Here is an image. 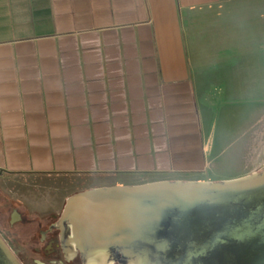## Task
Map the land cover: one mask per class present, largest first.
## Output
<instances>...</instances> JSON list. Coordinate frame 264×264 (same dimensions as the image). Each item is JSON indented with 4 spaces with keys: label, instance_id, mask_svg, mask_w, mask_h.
Segmentation results:
<instances>
[{
    "label": "crops",
    "instance_id": "crops-1",
    "mask_svg": "<svg viewBox=\"0 0 264 264\" xmlns=\"http://www.w3.org/2000/svg\"><path fill=\"white\" fill-rule=\"evenodd\" d=\"M259 91L264 0H0V200L19 176L39 178L19 190L37 212L149 175L217 179Z\"/></svg>",
    "mask_w": 264,
    "mask_h": 264
},
{
    "label": "water",
    "instance_id": "water-1",
    "mask_svg": "<svg viewBox=\"0 0 264 264\" xmlns=\"http://www.w3.org/2000/svg\"><path fill=\"white\" fill-rule=\"evenodd\" d=\"M55 226L84 264H264V167L84 189ZM0 264H23L1 233Z\"/></svg>",
    "mask_w": 264,
    "mask_h": 264
},
{
    "label": "rangeland",
    "instance_id": "rangeland-1",
    "mask_svg": "<svg viewBox=\"0 0 264 264\" xmlns=\"http://www.w3.org/2000/svg\"><path fill=\"white\" fill-rule=\"evenodd\" d=\"M262 90V89H261ZM260 95H256L254 97V105L248 104L249 102L245 103V109L248 106H254L256 108L255 112H259L264 107V100L261 97L264 96V91H259ZM261 98V99H260ZM246 146L243 154L241 155L240 152H233L234 147L228 148V152L223 154V156L217 162L214 172H216L217 179L213 180H224L230 179L238 176H243L249 174L254 171H258L264 167V112L261 114L259 119L251 125L249 128L246 129L245 138ZM171 178H184V179H194L191 176H174V175H149L143 178H140V181L137 183L157 180V179H171ZM39 181V178L30 177V176H19L15 178H9L8 186L13 189H6L3 187L8 194L6 197H10L13 201H20L22 197V193H20V189L22 190H29L30 188H34L35 185ZM52 190V189H51ZM49 194V193H48ZM47 196V195H46ZM53 198L54 194H49L46 198ZM64 197V195L59 196ZM27 198H30L29 196ZM4 199V198H3ZM61 199V198H60ZM6 200V198H5ZM4 201L0 200V233L8 243V245L13 249L15 254L18 258L22 261L23 264H34L33 258H37L36 255L30 254V252L25 249L20 243L16 240L19 239L21 236H16V231H18L17 225L10 224V205L7 202L3 203ZM6 209V212L4 210ZM18 224V223H17ZM24 238V237H21ZM25 239V238H24ZM37 236L32 238L31 242H37Z\"/></svg>",
    "mask_w": 264,
    "mask_h": 264
},
{
    "label": "flooded vegetation",
    "instance_id": "flooded-vegetation-1",
    "mask_svg": "<svg viewBox=\"0 0 264 264\" xmlns=\"http://www.w3.org/2000/svg\"><path fill=\"white\" fill-rule=\"evenodd\" d=\"M61 199L57 203V209L44 212L27 211L26 206L21 201H13L6 197L8 205H10V221L11 225H17V235L24 237L16 239L21 246L27 249L30 254H34L37 258H33L34 264H84L79 251L73 253L71 250H64L62 240V229L55 225L62 213L65 200ZM22 209L20 217L17 219L13 215L12 210ZM18 207V208H17ZM18 223V224H17ZM37 236V242H31L32 238ZM111 264H118L113 262Z\"/></svg>",
    "mask_w": 264,
    "mask_h": 264
}]
</instances>
